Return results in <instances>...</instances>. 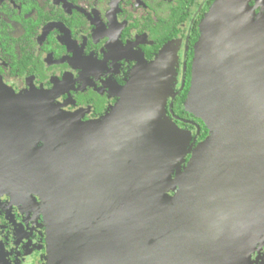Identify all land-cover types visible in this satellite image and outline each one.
<instances>
[{"label":"water","instance_id":"water-1","mask_svg":"<svg viewBox=\"0 0 264 264\" xmlns=\"http://www.w3.org/2000/svg\"><path fill=\"white\" fill-rule=\"evenodd\" d=\"M200 32L184 106L209 130L198 144L168 116L160 74L136 71L88 122L54 91L0 79V188L41 198L48 264L251 261L264 238V6L217 0Z\"/></svg>","mask_w":264,"mask_h":264},{"label":"flooded vegetation","instance_id":"flooded-vegetation-1","mask_svg":"<svg viewBox=\"0 0 264 264\" xmlns=\"http://www.w3.org/2000/svg\"><path fill=\"white\" fill-rule=\"evenodd\" d=\"M216 1L0 0V79L16 94L54 91L57 107L88 122L119 105L136 71L160 74L158 87L172 92L168 116L198 144L209 131L183 111L188 93L181 97L192 85L200 25ZM250 4L259 11L264 0ZM13 190L0 188V264H48L41 198ZM248 264H264V238Z\"/></svg>","mask_w":264,"mask_h":264},{"label":"trees","instance_id":"trees-1","mask_svg":"<svg viewBox=\"0 0 264 264\" xmlns=\"http://www.w3.org/2000/svg\"><path fill=\"white\" fill-rule=\"evenodd\" d=\"M184 93H185V94L183 95L184 97H181V99H182L183 101H184V99H185V97H186V93H188V91H185ZM182 100H180V102H178V104H179V108H180V109H183L182 106H181V104H182V102H183ZM184 109H185V108H184ZM184 109H183V111H187V110H184ZM187 112H188V111H187ZM201 121H202V120H201ZM202 122H203V121H202ZM201 126H203V123H201ZM206 128H207V127H206ZM207 129H208V128H207ZM208 131H209V130H208Z\"/></svg>","mask_w":264,"mask_h":264},{"label":"bare ground","instance_id":"bare-ground-1","mask_svg":"<svg viewBox=\"0 0 264 264\" xmlns=\"http://www.w3.org/2000/svg\"><path fill=\"white\" fill-rule=\"evenodd\" d=\"M162 60V59H161ZM142 76H146V75H144V73H143V75ZM125 89V88H124ZM123 93V92H122ZM124 94V93H123ZM122 95V94H121ZM22 198V197H21ZM24 199H25V197H24Z\"/></svg>","mask_w":264,"mask_h":264}]
</instances>
